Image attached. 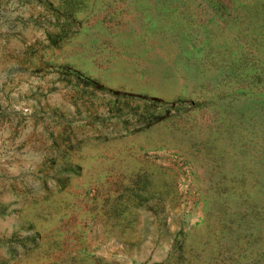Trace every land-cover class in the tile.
<instances>
[{"label":"rangeland","instance_id":"obj_1","mask_svg":"<svg viewBox=\"0 0 264 264\" xmlns=\"http://www.w3.org/2000/svg\"><path fill=\"white\" fill-rule=\"evenodd\" d=\"M0 264H264V0H0Z\"/></svg>","mask_w":264,"mask_h":264}]
</instances>
